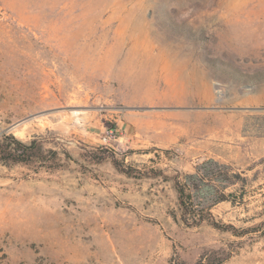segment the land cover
Listing matches in <instances>:
<instances>
[{
	"label": "rangeland",
	"instance_id": "1",
	"mask_svg": "<svg viewBox=\"0 0 264 264\" xmlns=\"http://www.w3.org/2000/svg\"><path fill=\"white\" fill-rule=\"evenodd\" d=\"M0 264H264V0H0Z\"/></svg>",
	"mask_w": 264,
	"mask_h": 264
},
{
	"label": "crops",
	"instance_id": "2",
	"mask_svg": "<svg viewBox=\"0 0 264 264\" xmlns=\"http://www.w3.org/2000/svg\"><path fill=\"white\" fill-rule=\"evenodd\" d=\"M134 87L139 89L140 85L135 84ZM152 104H155V101ZM158 117L159 115L151 112L131 113L124 116L120 124L123 137L128 140H137L159 146H172L178 143L184 135L181 129H176L178 131L172 129L170 131L167 120L163 123L161 122L162 124L160 125L156 124Z\"/></svg>",
	"mask_w": 264,
	"mask_h": 264
},
{
	"label": "trees",
	"instance_id": "3",
	"mask_svg": "<svg viewBox=\"0 0 264 264\" xmlns=\"http://www.w3.org/2000/svg\"><path fill=\"white\" fill-rule=\"evenodd\" d=\"M12 152H18L19 154H24V151L21 152V149L14 148L12 149ZM218 165L214 160H208L202 163L197 167V173L193 175H187L186 179L190 181L188 182V185L192 184L195 189H198L200 185L204 187L205 193L203 194L204 198L209 199V197L214 193L215 191V184H214V173L212 171V166ZM186 192L185 187H180L179 193L181 197ZM182 205H185L182 201Z\"/></svg>",
	"mask_w": 264,
	"mask_h": 264
}]
</instances>
